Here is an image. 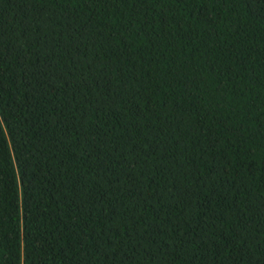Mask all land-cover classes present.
<instances>
[{
	"label": "trees",
	"instance_id": "trees-1",
	"mask_svg": "<svg viewBox=\"0 0 264 264\" xmlns=\"http://www.w3.org/2000/svg\"><path fill=\"white\" fill-rule=\"evenodd\" d=\"M0 264H264V0H0Z\"/></svg>",
	"mask_w": 264,
	"mask_h": 264
}]
</instances>
